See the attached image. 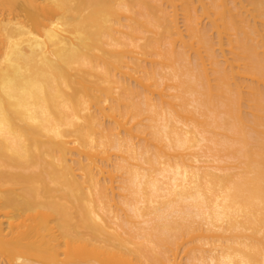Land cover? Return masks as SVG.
Here are the masks:
<instances>
[{
  "label": "bare ground",
  "instance_id": "bare-ground-1",
  "mask_svg": "<svg viewBox=\"0 0 264 264\" xmlns=\"http://www.w3.org/2000/svg\"><path fill=\"white\" fill-rule=\"evenodd\" d=\"M0 264H264V0H0Z\"/></svg>",
  "mask_w": 264,
  "mask_h": 264
},
{
  "label": "rangeland",
  "instance_id": "rangeland-1",
  "mask_svg": "<svg viewBox=\"0 0 264 264\" xmlns=\"http://www.w3.org/2000/svg\"><path fill=\"white\" fill-rule=\"evenodd\" d=\"M177 2H178V1H177ZM248 6H250V5H247L246 7H248ZM248 9H251V7H248ZM255 19H256V21H257L258 18H255ZM204 22H205V20H204ZM257 24H258V25L260 24L259 19H258ZM259 26H260V25H259ZM231 36H233V35H231ZM233 37H234V36H233ZM216 51H218V50H216ZM247 80H248V79H247ZM247 80H246V81H247ZM248 81H251V80H248ZM248 81H247V82H248ZM247 82H246V83H247ZM243 83H245V82L243 81ZM248 83H250V82H248ZM254 83H255V82H254ZM260 85H261L260 83H257V86H258V87H259ZM261 86H262V85H261ZM261 88H262V87H261ZM232 161H233V160H232ZM229 162H230V160H229L227 163H228V164H232V163H233L234 165H237V164H235V162H237V161H233V162H230V163H229ZM233 164H232V165H233ZM236 167H238V166H236ZM237 169H238V168H234L233 170L238 171V170L240 169V167H239L238 170H237Z\"/></svg>",
  "mask_w": 264,
  "mask_h": 264
}]
</instances>
